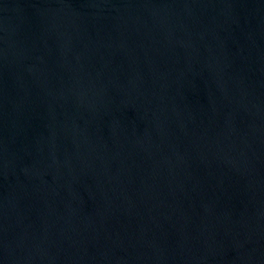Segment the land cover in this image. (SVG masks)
<instances>
[{"label":"water","instance_id":"obj_1","mask_svg":"<svg viewBox=\"0 0 264 264\" xmlns=\"http://www.w3.org/2000/svg\"><path fill=\"white\" fill-rule=\"evenodd\" d=\"M0 264H264V0H0Z\"/></svg>","mask_w":264,"mask_h":264}]
</instances>
